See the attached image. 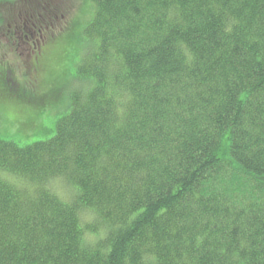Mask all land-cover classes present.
I'll use <instances>...</instances> for the list:
<instances>
[{
  "label": "trees",
  "instance_id": "16d2710c",
  "mask_svg": "<svg viewBox=\"0 0 264 264\" xmlns=\"http://www.w3.org/2000/svg\"><path fill=\"white\" fill-rule=\"evenodd\" d=\"M90 1L66 105L0 95L69 109L0 139V264H264V0Z\"/></svg>",
  "mask_w": 264,
  "mask_h": 264
},
{
  "label": "rangeland",
  "instance_id": "374dc122",
  "mask_svg": "<svg viewBox=\"0 0 264 264\" xmlns=\"http://www.w3.org/2000/svg\"><path fill=\"white\" fill-rule=\"evenodd\" d=\"M92 14L90 0H20L18 3L1 4L0 95L11 92L24 96L29 92L34 93L32 99L37 96L46 103L54 98H50V90L54 89L60 92L63 105H66L65 99L79 85L76 80L78 65L93 43L90 40L88 45L87 37L81 34ZM72 31L75 33L71 36ZM24 34L26 36L22 38ZM69 42L72 43L70 53L63 54ZM36 69L41 72L37 82H26L35 76ZM60 96L55 98L60 99ZM5 97L0 96V139L18 145L49 138L54 133L56 120L69 110L61 115L55 108L57 106H47L43 120L39 121L40 117L35 122L27 119V125L22 127L31 129V133L22 134L9 124V108L2 106ZM18 116L15 119L17 124L23 120ZM227 145L223 140L221 146ZM57 187L60 192L65 191L61 183H57Z\"/></svg>",
  "mask_w": 264,
  "mask_h": 264
},
{
  "label": "flooded vegetation",
  "instance_id": "af4514ba",
  "mask_svg": "<svg viewBox=\"0 0 264 264\" xmlns=\"http://www.w3.org/2000/svg\"><path fill=\"white\" fill-rule=\"evenodd\" d=\"M26 36V34H24L23 36H22V38H24ZM21 39V38H20ZM21 40H24V39H21Z\"/></svg>",
  "mask_w": 264,
  "mask_h": 264
}]
</instances>
